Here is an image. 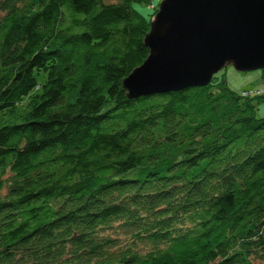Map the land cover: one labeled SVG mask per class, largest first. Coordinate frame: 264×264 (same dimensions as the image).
<instances>
[{
    "label": "trees",
    "instance_id": "trees-1",
    "mask_svg": "<svg viewBox=\"0 0 264 264\" xmlns=\"http://www.w3.org/2000/svg\"><path fill=\"white\" fill-rule=\"evenodd\" d=\"M154 2L0 0V264H264V92L130 99Z\"/></svg>",
    "mask_w": 264,
    "mask_h": 264
},
{
    "label": "water",
    "instance_id": "water-1",
    "mask_svg": "<svg viewBox=\"0 0 264 264\" xmlns=\"http://www.w3.org/2000/svg\"><path fill=\"white\" fill-rule=\"evenodd\" d=\"M150 56L124 80L139 98L206 86L227 65L264 69V0H163Z\"/></svg>",
    "mask_w": 264,
    "mask_h": 264
},
{
    "label": "rangeland",
    "instance_id": "rangeland-1",
    "mask_svg": "<svg viewBox=\"0 0 264 264\" xmlns=\"http://www.w3.org/2000/svg\"><path fill=\"white\" fill-rule=\"evenodd\" d=\"M162 1L163 0H159L155 3H152L149 8L141 6L140 4L134 6L139 9V11L144 15L149 16V14H151V16H154L152 19L154 21L157 17V13L160 10V3ZM1 16L2 13L0 11V17ZM261 70L262 69L243 72L236 70L234 66L227 65V67L224 69V72L230 87H232L237 92H240L244 97H251L252 95H260L262 94L261 92H264V81L262 79ZM217 74H219V72H217ZM258 108V116L261 117L262 115H264V103H261Z\"/></svg>",
    "mask_w": 264,
    "mask_h": 264
},
{
    "label": "built area",
    "instance_id": "built-area-1",
    "mask_svg": "<svg viewBox=\"0 0 264 264\" xmlns=\"http://www.w3.org/2000/svg\"><path fill=\"white\" fill-rule=\"evenodd\" d=\"M154 1L157 2V1H159V0H153V2H154ZM155 2H154V3H155Z\"/></svg>",
    "mask_w": 264,
    "mask_h": 264
}]
</instances>
